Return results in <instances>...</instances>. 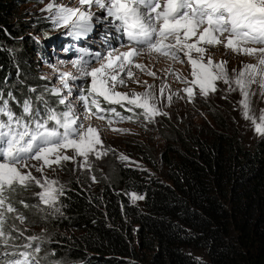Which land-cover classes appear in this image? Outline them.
Segmentation results:
<instances>
[{"label":"trees","instance_id":"trees-1","mask_svg":"<svg viewBox=\"0 0 264 264\" xmlns=\"http://www.w3.org/2000/svg\"><path fill=\"white\" fill-rule=\"evenodd\" d=\"M18 4L0 0V90L21 102L32 98L34 108L41 106L35 97L43 93L62 111L58 97L44 91L54 87L29 56ZM9 103L19 114V105ZM102 106L133 115L119 105ZM214 118L209 130L169 121L160 126L162 177L113 162L109 179L100 180V195L72 180L59 198V212L41 207L29 188L18 187L11 203L26 219L20 223L7 213L4 227L20 223L45 230L43 240L32 242L41 251L29 259L38 264H264V138L247 149L222 114ZM144 158L156 163L151 149ZM132 193L144 197L142 206ZM26 238L17 235L12 254L32 252L23 247ZM194 250L206 251L208 260L198 259Z\"/></svg>","mask_w":264,"mask_h":264},{"label":"snow or ice","instance_id":"snow-or-ice-1","mask_svg":"<svg viewBox=\"0 0 264 264\" xmlns=\"http://www.w3.org/2000/svg\"><path fill=\"white\" fill-rule=\"evenodd\" d=\"M78 3L79 7H73L51 0L44 10L57 28H66V34L78 38L92 30L94 17L97 23L109 21L121 42L103 56L99 53H82L80 59L72 62L75 75L60 72V87L44 90L58 97L56 103L65 105L62 111L52 107L43 93L35 97L41 106L34 108L32 98H25L21 102L11 92L5 97L0 90V244L5 246L13 238L10 232H5L6 214L15 213L14 218L20 223L26 219L11 203V194L18 187L27 189L36 185L41 189L36 193L40 202L59 212L57 205L64 188L58 181L45 176V169L59 166L62 161L75 162L77 158H82L81 167L91 171L89 156L100 159L107 154L108 150L104 149L100 138V129L81 121V114L75 108L77 103L82 104L86 113L84 120L95 118L106 121L111 131L126 132L112 125L131 121L137 114L135 109L141 110L144 119L150 123L158 115H167L159 102L166 100L169 105L172 102L173 94L170 91L165 97V90L170 88L168 84L160 86L159 96L147 81L143 82L146 88L143 93L117 90L118 87H127V82L133 80V67L146 70L144 64L137 62L142 55H155L174 63L190 65L191 79L175 71L171 73L185 85L180 90L185 97L181 98L189 102L195 99V89L207 97L217 91V82L221 81L228 85L227 91L239 90L244 118L252 120L258 135H264V113L259 120L250 115L249 100L252 84H259L264 89V0H78ZM93 7L100 10L102 15L97 16ZM111 34L107 33L106 36ZM220 45L235 54L254 56L257 63L245 64L239 72L230 76L228 62L215 61L208 52L210 47ZM122 48L127 50L121 51ZM87 56L92 59L83 58ZM147 75L155 77L156 73L147 71ZM70 80L87 82L86 87L80 86L75 101L68 100L72 94ZM133 82L141 84L138 79ZM64 90H67V95ZM30 91L36 92V89ZM175 95L179 96L180 92ZM10 100L19 105V114L12 110ZM102 102L119 105L133 115H122L114 107L102 106ZM68 150L73 152L72 156L66 154ZM119 159L129 160L124 155H120ZM31 161L41 163L37 166ZM33 168L41 173V178L32 174ZM92 179L95 182L94 176ZM132 199L142 200L144 197L133 195ZM20 203L25 208L29 206L24 201ZM26 239L28 243L23 247L32 249L31 253H13L19 258L0 260V264H32L29 257L41 251L39 246L33 248L32 242L41 237L30 236ZM4 255L9 253L5 252Z\"/></svg>","mask_w":264,"mask_h":264},{"label":"rangeland","instance_id":"rangeland-1","mask_svg":"<svg viewBox=\"0 0 264 264\" xmlns=\"http://www.w3.org/2000/svg\"><path fill=\"white\" fill-rule=\"evenodd\" d=\"M51 2V0H19L18 12L20 15V23L25 24V37L29 42V48L31 54L30 58L35 62L36 71L45 79H48L53 87H60L58 76L60 72H72L76 74V70L73 67L72 62L80 59L82 53H80L76 46L71 42L72 46L70 50H65L63 47H58L62 42V38L66 36L68 29L60 27L57 28L52 20L49 18V13L44 9ZM58 4L70 5L73 7H79L78 0H56ZM93 11L97 16H101L102 12L93 7ZM93 25L91 31L87 33L85 42L82 47L86 48L90 53H99L101 56L115 47L121 41L116 38V31L114 26H110L109 21H102L97 23L95 17L93 18ZM107 33H112L107 35ZM63 42V44H65ZM65 47V46H64ZM127 49H121L126 51ZM209 53H212V58L215 61L225 60L227 61V69L230 76H234L239 72L245 64H256L257 58L254 56L239 55L233 53L231 50L226 49L223 45L217 47H210ZM217 54V57H215ZM84 59L91 60V56L83 57ZM183 58V57H182ZM137 62L146 66L145 71L132 68L134 72L133 80L141 81V84H136L133 80L127 82V87H118V91L121 92H136L143 93L146 91L143 85L144 81H147L148 85L153 86V91L159 96V89L162 84H168L169 89L165 90V97L169 94V91L173 94L172 102L166 103V100H161L159 106L163 108V111L167 115H158L153 122H148L144 119L141 110V114H137L138 117H133L131 121H120L114 123L112 127L117 129H125L126 132L111 131L106 124V121L92 118L90 120H84L82 104L77 103L75 105L76 112L81 114V121L85 125L91 124L93 127L100 129V138L103 141L104 149H107V154L102 158L96 159L94 155L89 156V164L91 171L86 167H81L82 158H77L73 161H62L59 166L53 165L52 168H46L44 175L50 179L58 181L63 188L66 189L69 186V182L75 180L86 191L90 193L100 195L102 189L101 179H109V170L113 168V162L121 168H134L143 172V174H149L151 176L162 177L163 166L161 164V153L165 148V141L159 135V128L162 124H167L168 121L171 124L181 125L186 128H197L202 130H209L215 128L216 121L214 115L218 112L223 115L227 127L231 132H237L242 144L247 148H252L255 143L264 135H258L254 131L253 122L251 119H245L243 114V108L241 106V93L239 90L227 91L228 85H225L222 81L217 82V91L210 94L207 97H203L199 94L198 89H195L196 96L192 102H189L185 97V93L182 90L185 85L176 80L175 76L171 75L173 71L179 73L184 77H190V65L187 63L181 64L179 62H172L163 57H157L155 55H142L137 58ZM95 64V61H92ZM98 66V65H97ZM147 71L156 73V76L147 75ZM69 84L72 85V94L68 96L69 101H75L77 92L80 90L81 85L87 86V82L83 80H70ZM67 95V90H64ZM180 92L177 96L175 93ZM250 115H254L257 120L262 113H264V89L259 84H252L250 87ZM65 105H63V110ZM134 110V111H135ZM172 114V115H171ZM126 116V115H125ZM77 123H80L78 121ZM151 149L155 155V164H149L144 158V150ZM67 155L72 156L73 152L68 150ZM120 155L127 156L129 160L122 161L119 159ZM32 164L40 165L39 161H31ZM32 174L37 178H41V173L37 172L35 168L32 169ZM95 177V182L92 177ZM41 189L36 185L29 187V194L37 198L36 193ZM137 195L132 193V196ZM139 206H142V200H133ZM42 204V203H41ZM51 211L52 208H48L45 205H41ZM12 229H16L13 231ZM5 232L11 233L13 237L8 241L5 246L0 244V260L11 261L18 259L16 256L12 258V252L17 249L16 238L17 235L20 238H26L30 236H39L40 240H43V230L40 227H28L23 226L20 223H11L5 226ZM23 232V235L20 233ZM7 252L9 255H4ZM193 254L201 261H207L208 257L204 250H194ZM37 261L32 260V264H36Z\"/></svg>","mask_w":264,"mask_h":264},{"label":"bare ground","instance_id":"bare-ground-1","mask_svg":"<svg viewBox=\"0 0 264 264\" xmlns=\"http://www.w3.org/2000/svg\"><path fill=\"white\" fill-rule=\"evenodd\" d=\"M211 55H213L212 53H210ZM147 55V54H146ZM215 57H217V54H215Z\"/></svg>","mask_w":264,"mask_h":264}]
</instances>
